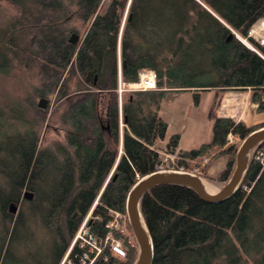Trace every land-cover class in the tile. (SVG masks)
I'll return each instance as SVG.
<instances>
[{"label":"trees","instance_id":"trees-1","mask_svg":"<svg viewBox=\"0 0 264 264\" xmlns=\"http://www.w3.org/2000/svg\"><path fill=\"white\" fill-rule=\"evenodd\" d=\"M12 1L22 7L29 22L16 33L12 27L9 34L17 38L21 33L29 35V43L34 45L30 54L44 63L46 90H55L56 99L65 103L61 119L67 125L72 152L63 157L61 166L45 164L52 172L62 171L50 176L55 194L48 215L52 225V220L57 222L66 214L68 238L95 199L87 224L102 235L111 218L109 210L125 212L131 186L158 169L160 151L176 150L178 133L165 145L156 144L167 129L159 114L166 91L193 89L197 102L199 90L250 88L256 110H264V46L248 36L249 25L264 18V0H130L124 17L127 0H109L102 11V0H68L76 4L73 10L64 0ZM74 16L88 22L77 42L69 40L62 26ZM232 29L247 37L257 50ZM145 67L155 71L157 87L132 90L122 99L123 131L118 150V72L123 80L135 81L139 69ZM63 71L76 75L71 91L70 77L60 81ZM88 71L91 76L86 80ZM263 125L264 121L246 124L230 116H216L210 140L178 149L170 164L188 169L200 157L212 161L224 156L217 179L227 181L237 152L227 136L244 138ZM259 145H264V139L252 147L235 192L222 200H205L182 182L157 183L142 194L139 210L153 244L151 264H264V164L255 155ZM32 150L33 146L22 159L28 178L37 173L36 168H46L40 154L32 157ZM22 183L20 180L18 186ZM14 190L9 198L17 200L19 191ZM33 200H29L30 212H34ZM20 218L15 216V227ZM67 237H58L60 246L49 256L52 264H58L63 256ZM137 255L138 247L129 246L127 262L132 264ZM10 259L8 250L0 251V264Z\"/></svg>","mask_w":264,"mask_h":264},{"label":"rangeland","instance_id":"rangeland-1","mask_svg":"<svg viewBox=\"0 0 264 264\" xmlns=\"http://www.w3.org/2000/svg\"><path fill=\"white\" fill-rule=\"evenodd\" d=\"M108 1L102 0L100 11ZM64 2L69 10L76 7L75 3L70 4L68 0ZM28 22L27 14H24L19 4L12 0H0V251L10 252L11 259L7 264H52L49 256L58 248L57 246H60L58 237L63 240L67 237L64 230L67 217L62 213L57 222L52 220V225L50 224L48 212L55 194V191L51 192L50 176L54 173L59 176L62 171L59 169L52 172L49 169L51 166L45 163L53 162L61 166L60 161L64 156L71 155L72 151L65 132L67 125L61 119L65 103L56 99L55 90H46L47 77L42 69L44 63L30 54L34 45L29 43V35L21 33L17 38L14 34L19 31L20 26ZM87 24L88 22L74 16L62 26L68 35L76 32L82 37ZM12 27L15 28V32L11 35L9 32ZM64 76L70 77L68 91L73 90L76 75L63 71L60 81ZM41 91L44 93L41 94ZM131 91L126 89L123 99ZM191 92V90L177 92L169 90L164 93L160 102L161 116L169 122L168 132L171 134L173 131H183L180 133V144L183 148H190L206 141L211 133V121L207 118V101L204 98L197 106L198 101H194ZM41 96L48 99L46 107L38 105ZM120 122L123 121L119 119V127L122 131ZM104 136L112 146L108 135L104 133ZM227 138L228 142L237 146V149L244 139L233 134ZM31 146L34 150L32 157L40 154L41 165L47 169L36 168L37 173L28 178L24 176L22 159L28 157ZM250 151L246 156L247 159ZM160 156L162 160L164 154L161 151ZM170 163L171 160H167L162 165L171 167ZM224 163V156L212 161L208 156H203L186 170H194L209 185L211 192H216L226 183V180L217 179ZM235 163L234 159L233 169ZM20 180L23 183L18 186ZM53 182L56 183L55 180ZM16 188L19 191L18 199L12 200L9 197ZM24 189L33 192L34 212L29 211L30 199L22 196ZM11 203L16 205L14 212L10 211ZM16 215L21 218L20 223L15 227ZM126 224L128 227L129 221L127 223L126 220ZM128 228L132 234V241L137 243L135 233L131 227ZM57 232L61 236H58ZM71 237H67V247Z\"/></svg>","mask_w":264,"mask_h":264},{"label":"built area","instance_id":"built-area-1","mask_svg":"<svg viewBox=\"0 0 264 264\" xmlns=\"http://www.w3.org/2000/svg\"><path fill=\"white\" fill-rule=\"evenodd\" d=\"M232 31L250 48L257 50L253 44H250L247 37L241 36L235 30ZM248 36L264 46V19H256L249 25ZM156 87V74L152 68L139 69L138 78L135 81L123 80L120 70L118 72L116 92L119 104L124 97L126 89H154ZM255 151V155L264 164V145H259ZM161 152H163L164 158L157 170L188 171L196 174L194 170H186L183 167L175 168L173 165L171 167H163L164 161H174L178 153L177 148L174 152H168L164 149ZM95 203L96 199L75 229L60 264H129L127 262L128 249L129 246L133 245L138 247L139 254L138 242L132 241V234L128 231L129 224L128 227L126 224V220L127 223L129 221L126 207L125 212L109 210L111 218L105 222V231L102 235H97L88 227L87 223ZM134 263L135 261L132 264Z\"/></svg>","mask_w":264,"mask_h":264},{"label":"water","instance_id":"water-1","mask_svg":"<svg viewBox=\"0 0 264 264\" xmlns=\"http://www.w3.org/2000/svg\"><path fill=\"white\" fill-rule=\"evenodd\" d=\"M81 38L82 37H80L76 32H71L69 35V40L71 42H77L78 40H81ZM90 76L91 72L88 71L85 79L88 80ZM95 82L96 76L94 75L93 83ZM47 103L48 99L44 96H41L38 100V105L40 107H46ZM262 139H264V125L252 130L244 137L237 149L235 158L236 163L230 177L226 183L216 192H208L203 186L200 176L188 171L155 170L138 178L129 189L125 204L130 227L135 233L139 245V254L134 264H151L153 259L152 240L139 210V199L148 188L161 182H182L192 186L205 200L218 201L229 197L235 192L241 182L247 166L248 159L246 156L248 152ZM22 196L27 199H31L33 192L29 189H24ZM15 209L16 205L11 203L10 211L14 212ZM74 215L75 213H73V216ZM141 220L143 221V224Z\"/></svg>","mask_w":264,"mask_h":264},{"label":"crops","instance_id":"crops-1","mask_svg":"<svg viewBox=\"0 0 264 264\" xmlns=\"http://www.w3.org/2000/svg\"><path fill=\"white\" fill-rule=\"evenodd\" d=\"M191 91L193 95L195 91L193 89ZM197 92H199L197 106L200 105L201 101L204 100V98L207 101V118L211 121V127H212L213 119L216 116H230L235 120H242L246 124H254V123H259V122L264 121V110L262 111L256 110L257 101H254L252 99V89L250 88H243V89L226 88L224 89V88H219V87H212V88H208L204 90H199ZM121 103L119 104L120 120H122ZM159 114L161 115L160 107H159ZM120 125L123 127V122L122 123L120 122ZM168 129H169V122H167V129L165 131L164 137L162 139L157 140L156 144H158L159 146H163L165 145V143L168 141V139L173 133H178L179 139H178L177 150L178 149H189V148H183L180 144V139H181L180 133H182L183 131L181 132L173 131L170 134L168 132ZM122 131H123V128H122ZM122 131L120 129V149L119 150H121ZM211 136H212V129H211L210 137H208L209 139H206V141H209ZM206 141H202V142H206ZM200 143L195 144L192 147H195L199 145Z\"/></svg>","mask_w":264,"mask_h":264},{"label":"bare ground","instance_id":"bare-ground-1","mask_svg":"<svg viewBox=\"0 0 264 264\" xmlns=\"http://www.w3.org/2000/svg\"><path fill=\"white\" fill-rule=\"evenodd\" d=\"M201 182H202V184H203V186L205 187V189L208 191V192H211V189L209 188V185L205 182V181H203V180H201ZM141 222H142V224H143V221L141 220ZM144 226V225H143Z\"/></svg>","mask_w":264,"mask_h":264}]
</instances>
